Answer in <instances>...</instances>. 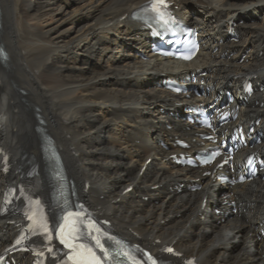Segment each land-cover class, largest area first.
<instances>
[{
    "label": "bare ground",
    "instance_id": "1",
    "mask_svg": "<svg viewBox=\"0 0 264 264\" xmlns=\"http://www.w3.org/2000/svg\"><path fill=\"white\" fill-rule=\"evenodd\" d=\"M144 1L0 0V202L24 172V158H40V119L76 196L132 243L152 252L172 245L199 264H264V173L228 188L174 165L172 138L194 139V130L182 119L187 99L159 85L164 76L201 70L207 97L199 102L230 90L233 107L245 104L241 119L259 118L256 128L264 131V91L246 100L240 92L249 75L264 88V0L249 8L241 6L247 0H170L201 30L204 48L189 64L146 54L147 33L121 20ZM230 23L237 43L227 41ZM255 150L264 153V142ZM3 151L14 166L7 175ZM195 184L201 190L191 192ZM15 223L13 215L0 216V250ZM15 256L14 264H30L28 255Z\"/></svg>",
    "mask_w": 264,
    "mask_h": 264
},
{
    "label": "snow or ice",
    "instance_id": "2",
    "mask_svg": "<svg viewBox=\"0 0 264 264\" xmlns=\"http://www.w3.org/2000/svg\"><path fill=\"white\" fill-rule=\"evenodd\" d=\"M166 0H152L151 11L159 16L161 20L168 23L164 19L165 14L161 11V8H166ZM166 55L168 53H165ZM184 59H190L191 56H184ZM63 223L59 225L57 231V238L59 243L69 249L67 258L71 261V264H102V260L97 256L95 249H99L101 253H104V258L108 256V247L105 242L101 240V231L99 228L90 229L88 233L82 231L81 221L79 213L68 212L62 217ZM45 233L48 238L51 239L52 235L49 232L48 227L45 225ZM95 233L94 235L92 233ZM85 237H88L93 242L89 244L85 242ZM51 251V249H50ZM168 252H172L173 249H167ZM155 264V262H153Z\"/></svg>",
    "mask_w": 264,
    "mask_h": 264
},
{
    "label": "rangeland",
    "instance_id": "3",
    "mask_svg": "<svg viewBox=\"0 0 264 264\" xmlns=\"http://www.w3.org/2000/svg\"><path fill=\"white\" fill-rule=\"evenodd\" d=\"M250 1H252V0H247V2L245 4L241 5L242 8H249L250 6L253 7L254 5L250 4ZM17 4H18V6H21L22 3L20 1H17ZM238 7H240V6H238Z\"/></svg>",
    "mask_w": 264,
    "mask_h": 264
},
{
    "label": "trees",
    "instance_id": "4",
    "mask_svg": "<svg viewBox=\"0 0 264 264\" xmlns=\"http://www.w3.org/2000/svg\"><path fill=\"white\" fill-rule=\"evenodd\" d=\"M247 11V15H249L250 13L248 12V10H246ZM247 15H244V16H247Z\"/></svg>",
    "mask_w": 264,
    "mask_h": 264
}]
</instances>
